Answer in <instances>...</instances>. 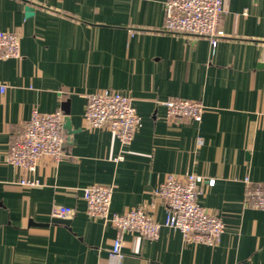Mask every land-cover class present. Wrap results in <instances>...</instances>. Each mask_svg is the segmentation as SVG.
<instances>
[{
  "label": "crops",
  "instance_id": "0c3cea01",
  "mask_svg": "<svg viewBox=\"0 0 264 264\" xmlns=\"http://www.w3.org/2000/svg\"><path fill=\"white\" fill-rule=\"evenodd\" d=\"M223 4L225 36L213 45L162 32L163 0H0V30L21 42L19 58L0 60V264H264V209L245 183L264 184V0ZM106 88L129 95L142 118L129 144L84 125L86 95ZM166 99L201 101L202 120L169 118ZM67 100V155L41 157L39 184H20L31 175L8 161L11 144L34 107ZM170 173L215 179L198 202L224 221L220 242L186 243L166 226L157 239L130 230L112 257L117 230L87 215L82 189L109 185L112 213L142 207L162 223L155 191ZM54 204L74 214L54 221Z\"/></svg>",
  "mask_w": 264,
  "mask_h": 264
},
{
  "label": "built area",
  "instance_id": "2783aa9c",
  "mask_svg": "<svg viewBox=\"0 0 264 264\" xmlns=\"http://www.w3.org/2000/svg\"><path fill=\"white\" fill-rule=\"evenodd\" d=\"M165 23L162 32L185 34L192 37L210 39L213 45L225 36L221 28L225 12L223 0H163ZM21 56L20 36L15 31L0 30V60ZM5 91V85L0 86ZM84 125L89 129L107 127L111 129L123 144L133 141L142 125V118L135 109L129 95L113 89H100L86 95ZM171 119H192L200 122L205 112V105L198 100L166 99L160 101ZM65 113L62 109L43 112L38 107L31 110L24 124L22 134L10 146L8 161L29 173L22 177L20 184L36 186L39 180L33 176L38 161L49 156L59 161L67 155L62 128ZM123 154L114 159L122 160ZM215 179H204L198 174L179 176L167 175L157 187L155 194L166 203L164 222L154 220L142 207L122 213L111 212L112 188L109 185L93 183L82 189L86 201V212L91 218H98L111 223L117 230L110 250L112 257L122 255L124 234L135 230L148 239H157L162 226L178 229L186 243L217 245L225 230L222 218L209 212L198 202L202 185H213ZM246 196L252 206L264 209V184L251 183L245 178ZM74 209L70 206L54 204L51 216L57 218L72 217Z\"/></svg>",
  "mask_w": 264,
  "mask_h": 264
},
{
  "label": "water",
  "instance_id": "95a60500",
  "mask_svg": "<svg viewBox=\"0 0 264 264\" xmlns=\"http://www.w3.org/2000/svg\"><path fill=\"white\" fill-rule=\"evenodd\" d=\"M61 109L65 112V114H69V100L64 101L62 103ZM67 124H69V120H67ZM54 221H63V219L60 218H54Z\"/></svg>",
  "mask_w": 264,
  "mask_h": 264
}]
</instances>
